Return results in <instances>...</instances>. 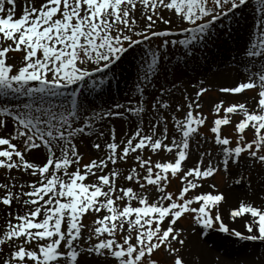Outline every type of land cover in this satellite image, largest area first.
<instances>
[{
  "label": "snow or ice",
  "instance_id": "1",
  "mask_svg": "<svg viewBox=\"0 0 264 264\" xmlns=\"http://www.w3.org/2000/svg\"><path fill=\"white\" fill-rule=\"evenodd\" d=\"M249 4L257 19L256 37L246 52L248 79L220 91H256V104L254 110L247 102L215 105L210 131L220 150L218 163L210 151L195 167L184 163L190 140L208 119L195 111L208 90L201 87L182 119L171 116L181 139L169 138L168 118L161 115L150 123V134L140 126L117 141L113 128L111 142L94 144L98 152L106 149V155L82 165L76 138L96 135L100 140L104 134L97 132L96 122L124 115L116 109L125 105L97 111L89 98L116 79L114 66L130 50L144 46L135 82L143 96L161 59H167L169 45L193 55L218 21ZM173 15L189 27L158 30L161 23L173 25ZM155 38H163L162 47L152 46ZM15 53L23 54L19 62H9L16 61ZM253 60L264 61V0H0V131H6L9 119L14 129L0 136V205L7 217L0 228V264H83L84 253L101 258L99 264H160L154 257L161 250L171 264H185L180 252L186 240L178 222L187 217L200 226L201 235L218 227L242 240L264 242V206L241 200L230 210L233 220L247 217L244 234L224 222L223 193L199 191L209 177L228 173L230 165L238 170L235 182L242 183L244 155L252 166H264V62ZM163 95L161 91L156 97L152 111L169 108ZM182 110L177 105L175 112ZM127 112L140 119L144 108L128 107ZM236 114L243 118L233 125ZM226 126L235 128L234 146L224 134ZM33 150L43 153L41 163L27 158ZM145 150L154 155L165 151L175 159L153 161L144 157ZM205 156L210 157L207 165ZM130 158L140 171L133 167L124 175L115 166ZM25 175L30 178L26 182ZM121 179L138 185L139 191L121 185ZM172 179L182 184L178 195L167 190ZM193 191L198 194L189 196ZM86 216L95 217L92 225L84 223Z\"/></svg>",
  "mask_w": 264,
  "mask_h": 264
},
{
  "label": "rangeland",
  "instance_id": "2",
  "mask_svg": "<svg viewBox=\"0 0 264 264\" xmlns=\"http://www.w3.org/2000/svg\"><path fill=\"white\" fill-rule=\"evenodd\" d=\"M254 10H249L247 8V11H239V18L240 21H244L246 16H249V18H252V16L255 14L253 12ZM165 14H168L165 12ZM174 18H176L173 15ZM253 21V20H252ZM222 23H219L215 29H213V34L219 37H224L227 35H236L240 36V31L239 29H234V26H237L238 22L235 23L232 27H227L224 25H221ZM252 24V23H251ZM179 27L187 28L189 25L187 23L179 24ZM177 28V27H176ZM159 30V29H158ZM162 41L163 38H155L152 41V46L153 47H162ZM209 43V47H212L211 54L208 56L210 59H206L205 56H200L198 54V51L195 52L193 50V55L187 56L186 60L178 61L179 56L175 57L177 55L179 48L182 49V47L177 46L175 49L169 45V48L167 50V59H161V62L158 66V71L155 77L157 80H159L156 84H152L149 87V91L144 98L137 99L138 105L142 106L145 109H148L151 113L152 111V104L155 103V101L150 97L147 98V96H152L153 91L160 96L161 91L164 92V95L162 99L167 101L169 103V108L168 109H162L160 108L157 113L159 112V116L164 115L168 118V126L170 129V136L169 138L171 139L172 135H175L177 139H181V136L178 132L175 131L174 127V121L171 120V116L173 114L177 115L178 118H183L184 115L186 114L188 108V102L189 100H195L196 99V93L199 91L201 87L208 89L202 96L199 98V103L202 105L201 108L194 109L197 112H202L205 116H207V121L204 126L200 127L199 130V135H195L192 137L190 140V148L188 150L190 157L193 156V159L190 161L186 160L184 163L187 167H195L201 157L206 152H211L213 154L214 163H218L220 160V150L219 147L215 145L214 143V134L210 131L212 122L215 118L214 114V107L217 103L220 102V93L218 92L219 87L223 85H230L233 86L232 84L235 82L236 79L240 78L243 76L241 79H248V76L245 74L239 75L237 68L234 69H229V68H224L229 65L228 59L230 56L228 53L225 51L224 48H220V46L216 43L215 37H210L207 41ZM221 43V42H220ZM219 43V44H220ZM144 47L143 45L138 47L141 48ZM173 58V60H172ZM204 60V61H202ZM194 62V63H192ZM159 70H161L159 72ZM230 79V80H229ZM205 80L207 83H204ZM196 81L202 82L201 84H196L193 86V84L196 83ZM154 82V81H153ZM154 85V86H153ZM192 85V86H190ZM170 90V91H168ZM253 92V91H252ZM252 92H247L246 95L247 97H256L257 95ZM185 97H188L186 100ZM130 98L134 97H128V96H121L118 99L114 100L112 103V106L115 104L119 103L122 105L128 106V107H134L132 104L126 102V100H129ZM238 100H242V98H231V99H225V105L231 104V103H236ZM222 101V100H221ZM256 101V100H255ZM177 105L182 106V111L179 113L175 112V109ZM97 111H100L101 108H97ZM159 116L157 120L159 119ZM110 118V117H109ZM242 114H236L232 117L233 120V125L235 123L239 122L242 119ZM113 119V118H111ZM154 122L150 118L145 120L144 123V129L147 131H150V123ZM124 122H120L117 126H122ZM108 124H106L107 126ZM145 131V133H146ZM224 134L229 136L233 140V146L235 145V141L238 138L237 134L235 132L234 126H226L224 128ZM247 138L249 140L252 139V132L248 131L247 132ZM151 156V159L153 161L161 160L167 161V160H174L175 156L174 154H169L165 151H162L158 155L152 154L150 151L145 150L144 152V157L148 158ZM210 157L205 156L204 157V164L207 165L209 162ZM124 169L121 170V173L124 175H127V173L131 170L133 167H137V170L140 171L137 162L134 159H129L125 163L122 164ZM224 174L223 177L217 176L214 177H209L206 181L211 182L215 184V182L222 183L223 179L226 178H232L233 180L238 179L237 175V168L235 165H230V169L228 173H225L223 170H221ZM239 173L244 176L243 184L246 187V192L247 195L244 196V201L247 203H252L256 206H264V166H261L260 164H255V166H252L251 160L244 155L241 159L240 163V168H239ZM146 174V173H142ZM227 174V175H226ZM127 182V181H126ZM126 186H131L134 187L137 191H139V186L128 182ZM151 188V186H149ZM182 188V184L179 179H172L171 184L168 187V191L178 195L179 191ZM200 192H203L202 188L199 189ZM215 191L213 188H211L210 185L205 186V192H212ZM198 194L196 191H193L189 194V196H194ZM153 198H155V194H153ZM135 203V202H134ZM232 205H235L233 203ZM193 206H198V205H193ZM94 216H86L84 219V223L87 225H92V222L94 220ZM224 220V219H223ZM235 223V222H234ZM229 223V227L231 229H236L240 231L241 233L247 234V230L245 225L240 222V223ZM234 224V226H233ZM179 227H182L184 229L183 237L186 240V243H188L187 239H191V242L197 243V247H202L207 249V245L204 243L201 244V242L198 241L196 237V233L200 232L198 231V225L195 223L194 219L191 217L187 218H182L181 221L178 222ZM87 230H85L84 235L87 236ZM95 243V240L93 241ZM185 248L181 249L180 255L183 253L186 255V244L184 245ZM179 247V245H177ZM193 249V250H192ZM190 251V255H193L194 253H199L196 252L195 247H193ZM262 251V252H261ZM213 253L215 254V251H210L208 253V257L213 260ZM255 254V253H254ZM195 256V255H194ZM248 258H242L246 262V264H264V250H259L255 256H250L248 253L245 255ZM193 257V256H192ZM196 257V256H195ZM193 257V258H195ZM157 260L160 261V264H171V260L169 257L166 255V253L161 250L158 252L155 257ZM193 258H191V261H188L189 264H197L194 262ZM210 259V262L208 259L205 257L202 259L201 264H212V260ZM235 259L230 257L223 256L222 261L220 260L219 264L224 263V264H241L239 261V258L234 261ZM185 262H187L185 260ZM214 263V262H213ZM245 264V263H244Z\"/></svg>",
  "mask_w": 264,
  "mask_h": 264
},
{
  "label": "bare ground",
  "instance_id": "3",
  "mask_svg": "<svg viewBox=\"0 0 264 264\" xmlns=\"http://www.w3.org/2000/svg\"><path fill=\"white\" fill-rule=\"evenodd\" d=\"M165 16H167V15L165 14ZM172 19L174 21L173 25L169 26V25H165V24L161 23L159 25V28L166 29V28L172 27V26H174V25H176L178 23V21L175 18H172ZM246 21H247V19H246ZM245 25L246 24L240 25V29H239L240 36L238 38L236 37L235 39H231L229 41L232 45H234L236 47H238V43L243 45V44H245L246 39L249 38L250 34L252 33V29L251 28H248V26H245ZM235 50L237 51V49H235ZM133 57H134L133 53L130 52V53L126 54V57L125 58L133 59ZM19 60H20V58H18L16 60L17 63L19 62ZM232 60L236 63V65L238 67H244V65H245V62L243 61L244 59L241 58L239 56V54L238 55L237 54L236 55H233L232 56ZM9 62H11V61H9ZM114 75H115L116 79H111V77H109V78L111 79V83L114 85V93H118L119 84H121V82H120V80H118L117 72H115ZM110 87H112V86H110ZM123 91L124 92L130 91V88H128V87L125 86L124 89H123ZM106 93L107 92H105V91H102L99 94L93 93V95L91 97H93V98H96V97L101 98V97L106 96ZM220 97L225 98V99L230 98V96H224V95H220ZM242 100H244V102H247L248 106H250V110H254L255 109L256 101H254L253 98L246 97V96H242ZM137 127H138L137 124H135V125H132L130 128H128L126 132H120L119 135L117 136L118 141L122 140L125 137H128L129 134L132 132V130H135L136 131ZM13 131H14L13 124L10 121H8V125H7L6 131H0V134L8 135V134L12 133ZM92 139L97 140L96 135H93L92 136ZM98 141L100 142V140H98ZM88 148H89L90 153H92L93 156H100V155H104L105 154V151L98 152L97 150L91 149L89 145H88ZM36 151L37 150H33V154H30L27 158L29 160H31V161H38V160L44 158L43 157V153H41L40 155H37L36 154ZM44 151L46 152V150H44ZM13 175H17V173L15 172V170L13 171ZM0 179H3V177L0 176ZM29 179L30 178L28 176H26V175L23 176V181L26 182ZM6 220H7V217H6V213H5V208H4L3 205H0V228H4L5 227ZM196 249L198 251L203 252L204 258L208 254L206 251H204V249H201L199 247H197ZM5 251H7V249H5ZM89 255H92V254H89ZM92 261H93L92 259H87L86 258V259H83V264H92L93 263Z\"/></svg>",
  "mask_w": 264,
  "mask_h": 264
}]
</instances>
